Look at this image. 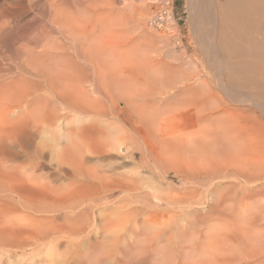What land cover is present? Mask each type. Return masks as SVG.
I'll return each instance as SVG.
<instances>
[{
  "label": "bare ground",
  "instance_id": "6f19581e",
  "mask_svg": "<svg viewBox=\"0 0 264 264\" xmlns=\"http://www.w3.org/2000/svg\"><path fill=\"white\" fill-rule=\"evenodd\" d=\"M220 2L221 0H186L187 9L190 16L191 30L194 37L198 41V44L201 45L202 51L204 52L207 60L206 64L208 65V67L202 68L203 66L198 64V62L190 60V57L188 59L183 58L185 56L181 58L182 56L181 54H183V52H181L180 55H177L178 53L175 54L174 51L172 53V55L173 54L174 55L173 56L171 55L172 61L174 63L165 64L164 65L165 68L163 72L161 71V69L160 70L158 69L161 66L163 68V65L155 66V68L157 67L156 69L159 71L158 72L159 74L158 75L156 74L158 77H154L155 74H153L151 70L155 72L157 71L156 69L155 71L151 67H150L151 69H148L149 65L147 66L146 63H143L142 61L139 60L137 61L138 63L135 61L134 63L132 61H129L128 60L129 57L128 55H126L127 52H125V55L127 57L122 58L121 56L122 59L127 58V62L129 61L132 63L129 62L127 63L124 60L127 64H129L128 65L129 67H126L125 69L124 68L125 64L123 67H121L122 63H124L123 61L122 63H120L121 70L119 72L122 71L121 73L124 72L126 74L131 73L130 75H133L134 73V75H137L138 83L139 81L141 82L142 78L147 77L148 75L154 77L156 82L154 81V78H152L154 82L151 81L152 79L150 78V76L149 78L151 80L150 79L148 80L153 82L154 84L157 83L156 84L157 88L158 86L160 88V89L157 88L155 89V86L152 85V87H154L155 90L152 92L155 93L156 90L157 91L160 90L159 93L156 92V94L158 93V96L156 98L153 97L154 94L152 96V98H154L152 101L154 102L156 101L155 102L156 107L158 106L157 109L158 110L163 108L164 110L170 109L171 113L172 112L177 113L175 112L176 110L172 111V109H177V110L179 109L178 111H180V109L181 110L183 109L182 110L183 122L181 121V119L180 120L178 119L177 115H170L171 113L168 112L167 110L166 112L170 114L168 113L166 114V112H164L163 110H162L163 112H159L158 110H156L157 112H155V110L154 112H152L153 111L152 105L154 104H150L152 107L148 106L149 108L145 106L146 111H144L145 109L143 107V103L145 102H143L142 99L146 98L149 95H146L145 89L143 90V93L140 94L141 96L138 95L139 93L136 94V91H131V88L127 83L128 82L127 77L130 76H125L124 78V74L120 73L121 76H123L124 78L119 82L122 85L121 89L120 90L117 89L115 91L113 90L114 93L112 94H109L110 92L108 93L109 90L108 89L106 92L104 91V94L106 93L105 95H102L103 93L100 92H99L100 94L98 95L97 91L100 90L97 91L95 90L96 91L95 93L94 92L95 87H94L93 92L99 96L98 98L101 99L100 97L102 95V97L107 98L105 100H108L109 106L111 104L110 109L112 111L111 110L108 111L109 108L106 109L108 105H105L107 104L106 103L107 101L105 102L100 100L102 102H105V104L103 103L107 111L105 112V116L115 115L116 119H120L122 113L125 114L126 119L125 118L124 119L131 127V132H127L125 129H122L123 132L126 131L125 133H121L120 131H118L117 129L118 127L116 128L117 130H112L114 127L110 129V127L112 126L110 127L108 126L109 125L107 124L109 123L108 120H106L107 122H105L106 125L104 124L102 125L106 127L108 126L107 128H109L110 130L105 127L107 129V132L108 130L109 131L112 130V132L109 134L106 132V130H103L105 129L104 127L102 129V125L100 126L101 127L100 128L98 124H96V122L100 120L98 119V117H96L99 111L96 113L98 109L97 110L94 109L93 106H96L98 103L95 105V102L99 100H97L98 98H96L97 97L96 95H94L95 98H93V96L90 94L91 90L90 91L87 90L89 88L84 87L83 83L85 84L86 82L88 83L90 81L88 85L91 86L89 87L92 88L93 86L97 87V85L100 83L103 72H101V68L99 71V67L95 66L96 64L92 62L94 59L91 60V57L88 60L87 57L85 58L79 56L81 57V59L82 58L85 59H83L84 63L78 61L76 55L78 56L79 53L78 54L75 53L76 55L72 54L71 52H75V51L69 48L70 46H72L70 45L71 42L69 43L70 45L69 47L68 44L63 45L61 43V42L65 43V41L67 40L68 41L73 40L74 38V37L72 38L71 34L74 35L75 33H72L73 32L72 31L70 34L67 31L68 28L73 25L78 26L77 23L76 24L70 23L71 20L72 22L74 20L72 19L73 18L72 14H70L72 16L71 17L70 15H66L69 13H64L62 11L61 12L59 11L60 14L64 13V15L63 14L59 15L57 11L59 10L57 9L59 6L57 4L56 6L58 7L56 8L57 10L55 11L58 13L59 16H66V18L63 17L64 19H61V17L56 16V14L54 13H53L54 15H48L49 17L53 16V18H50L51 19L50 22L53 25L57 26V29L63 34L61 35L67 39V40L63 39L64 41L61 42H59L54 32H52V34H54L53 37L51 36L52 35L51 30L50 32H48L51 26L47 23H46L47 26L48 25L50 26L48 27L47 31L44 28L43 30L39 28L40 31L45 30L47 32V36L43 32L36 33L35 35L33 34V36H31L29 35L27 29H25L27 31L25 30L24 31L26 33L28 32V35L27 34L24 35L25 33L22 35L18 34V32L14 30L15 26L14 27L12 26L14 28L13 29L12 27H10V25H8L10 23L9 18H8L9 21H7L6 19L8 23H5L6 21L5 22L1 21L3 23L0 22L1 23L0 48L4 47L7 49L5 50V52L7 53L0 51V62H1L0 63V93L2 94V92L4 93L5 91L8 93V95L7 94L6 95L9 97L11 91L9 94L8 90L13 91L17 87L18 92L19 90H21L20 92L23 94H27V95L33 94V96L35 95V97H37L36 103L37 104L39 103L38 106H41V108L38 107L40 108L39 110L38 109L36 110L40 111L41 109H44L43 111L41 110L42 112L40 111L41 113L40 115H38L39 120L37 121V123L39 124L46 123L48 126L49 122H53V124H56L58 122L61 123V121H63L62 120L63 117L60 115V113L62 112L61 110L65 111V109L67 110L73 109L77 113L76 116H71V118L73 117L72 121L75 123L73 125L74 126L77 125L76 127L77 129L73 128L72 125L68 124L69 119L67 118L66 120L68 121H65L66 127L62 126L64 127L63 129L65 128L66 129L63 132L61 131L62 130L61 129L59 131L60 133L59 134L57 133L58 136H56L58 138L60 137L62 143L56 140H55L56 143H54L53 142L54 139H49L50 141H48L49 143L51 141L52 143H54L53 145L50 143V145L53 146L52 149L51 148L50 149L52 151L51 154H53L51 156L52 157L51 160L53 159L55 163L57 162L56 169L58 175L55 181H59L63 183L66 181V179H69L70 182L69 183L67 182L69 185H67L68 187H66V189H64L65 188L64 186L63 187L58 186V188L52 186L53 185L52 182H50V180L48 179L49 177L51 179L53 174L51 175L48 174L46 179L48 181L47 182L45 181L46 183H43L44 175L43 174H42L43 176L41 175L42 172L41 173L39 172L40 175L36 173L37 171H41L42 169L41 168L42 162H38V161L44 159L43 147L45 145L42 146L43 150L42 148L41 149L37 148L36 150H34V152L32 151L31 153L33 154L30 155L31 157L26 162L24 161L25 163L24 162L20 164L14 163V165H12L11 164L12 162L10 163L11 161L10 157L5 156L4 154V146L2 144L4 139L0 138V251L3 253L1 255L7 258V264H13L12 259L15 260L17 258L18 260V257L14 258V256H18V253L20 252L26 253V251L31 248L32 250L33 249L35 250V248H37L36 250H38L39 247L41 249L45 244L44 243L45 241L46 243L48 242L47 244H51V245L55 243L56 244L61 243V241L63 244V241H66L67 243L70 242L69 244L70 246L71 240H72V244H75L74 243L75 240H76L75 242L79 246L84 244V246H80V247H83V251H86L87 249L88 252L86 251L87 253L85 252L86 253L85 255L88 256V253L90 257L93 253L97 255V256L95 255L96 257L95 259L88 258L91 261L86 264H150L149 262L150 258L153 257L152 259H154L155 256L152 253H151L152 257L150 255V251L154 247L153 246L154 244L152 245V243H155L154 241L157 242L159 239L161 240V237L164 238L166 236L165 230L163 229L168 227L172 222L167 224L168 226H166L164 223L166 227L164 226L162 227L163 225L162 224L161 226H159L161 228H158V226H156V223L155 225L153 224L151 225L150 223H148L152 227L156 226L157 227L156 230L159 229L160 231V229L163 228L162 229L163 231L157 233V231L155 230L156 233L155 232L154 233L151 232L150 234L146 233L147 235L146 237L143 234L144 239H141L142 237L139 238L138 241L142 240L140 242L141 244H143L144 242L148 243V245L144 244L146 248L145 249L143 248L144 249L142 250L143 253L140 252V256H139V253H137L135 249L136 250L140 249L139 248L140 246L137 248L134 246L138 244L137 243L138 241H136L135 239L137 238L135 234L137 231L134 232L136 230L134 226L136 225H134L133 227L131 226L130 227L131 229H128L129 227L126 226H128L129 224L131 225L132 222L126 225L127 223L126 221H124V223H126L125 226L123 225V221L117 220V222H122V224L120 225L117 222H114V220H112L111 222V219L109 220L108 215L105 216L106 214L105 215L104 214L101 215V214L104 210H106L104 208H106V206L109 204L110 205L113 204L114 207L116 208H118L117 206H119L117 204H120V207L121 206L128 207L129 204L126 205L127 202L126 201L123 202L124 195L128 193L130 194V192L132 191L136 192V190L140 187L142 188V186L138 187L137 185L139 179L142 177H143V181L145 182L144 179L146 178V176H143V174L144 175H146L147 173L154 174L153 172L154 171L156 172L157 168L159 167H162L165 170H171L172 172H175L176 175L180 174L183 177V179L188 183L191 182L196 186L198 185L199 187L205 188L204 192L206 193L203 195L204 197L206 195V199H204L203 202V198H202L203 203H201V199H198V201L200 200L199 203L203 204L204 206L207 205L206 208L207 211L205 213L206 215L208 213V216H206L207 218L206 221L209 223L208 225H206L207 222L205 221L206 223L205 226H207V228L209 229H208V233L207 230L206 233H203L205 235L207 234V236L205 237V239H207L205 240L206 242H202V241L198 242L194 238L195 235L197 236V234H195L196 232H194L193 234L194 230L193 231L191 230L192 232L191 234L188 233L189 236L185 235L187 236V238L192 237L191 239L190 238L187 239L185 237L186 242L188 241L190 247H188L185 240L181 238L182 240H184L183 242L186 243L185 245L190 250L187 251L186 247L184 249L185 251H187V253L185 252L184 253L188 255L186 256L188 258L186 259L185 262H181L184 261L183 257H185L182 255L183 253H181L182 258L180 255V259H183L181 261L178 258H174V260L169 263V259L168 258L165 259L164 256L166 255L163 254L161 258L160 257L157 258L160 261L156 260L158 261V263H156V261L154 260L155 261L154 263L156 264H264V15L261 14V10H264V4L261 0H257V2L252 6L246 5L245 8L241 9L243 6L242 4H240L241 2L238 0H225V3L223 5H221ZM53 8H55V5ZM69 16H70V20L67 18ZM0 17L3 18L4 16L3 17L0 16ZM76 19L78 18L75 17V21ZM48 20L49 19H47L46 22ZM70 24L73 25L70 26ZM36 26L37 25H35V27ZM55 26H53V28H55ZM75 26H73L72 28L76 29ZM18 27H20V25ZM79 28L81 29V27ZM35 32H39V31L37 30ZM30 34H31V29H30ZM54 36L58 41H55ZM44 38L46 39V43L43 42ZM52 38H54V40ZM62 38L59 39L61 40ZM178 40L179 41H177L176 44L180 45V39ZM68 41L66 43H68ZM83 41H84L83 39L81 42L79 40L80 43H82ZM57 42L61 43L62 45L60 44L61 45L60 46ZM40 43L43 45H41ZM76 44H77L76 46L79 45V43ZM82 44L84 45V43ZM84 46H86V44ZM78 48H80V46H78L77 49ZM80 49L79 50L83 52V50L87 49V47H85L84 49L83 48ZM173 49L171 50V52L173 51ZM102 50L104 49H101V51ZM84 52L85 54L86 53L89 54L88 49L87 52L86 51ZM125 55L123 54V56ZM87 56L89 57L90 55ZM113 56H117V55H113ZM4 61L14 62L13 64L15 66L10 67L11 65L10 66L8 65L9 66L8 68L5 65L2 66ZM99 63L100 60H98L97 64ZM122 68H124L125 70L123 71ZM207 68L212 70V72L214 73V76H211L213 78L208 77L207 79L205 78V76H203L204 73L203 69H207ZM9 75H11V77L13 75L12 78L13 80L10 79L11 81L5 82L3 79L4 76L5 78H9ZM76 81H78V83L82 82L80 83L81 84L80 87L79 85L78 87H76L77 83H74ZM91 81H94L95 84L93 82L91 84ZM143 82H145V80L142 81V84ZM18 83L23 84L24 86L19 85ZM73 83L76 85L73 86ZM146 84L147 83H144V85ZM141 85H140V89L141 87H144ZM99 86L100 85H98L97 87L98 89L100 88ZM146 87H148V85L145 86V88ZM152 87L151 89H153ZM15 92L18 93L17 91H13L12 96H14ZM75 93H78V95L82 94V96L81 97L78 96V98H74L76 97V96L73 97V95H76ZM47 95L53 96L55 99L50 100L49 98H53V97L48 98ZM222 95H224V97ZM4 96L5 95H3V97ZM137 96H139V98H142L141 99L142 101H140V103L138 101ZM8 97L6 101H8ZM25 97L24 100L26 104V98L28 99V97L26 98ZM91 97L94 99V101L90 99ZM3 99L5 100L6 97H4ZM37 99H39L38 102ZM149 101L151 102V99H149ZM102 102H100L99 104H101ZM146 102L148 101L146 100ZM9 103H11L10 100ZM9 103L8 105H10ZM117 103H119L118 106L120 107L117 106ZM1 104H3L2 101H0V105ZM25 104L19 103L21 107L22 105L24 106ZM37 104H35L36 108H37ZM15 106L18 107L17 104ZM26 106L28 107L27 104ZM97 106L96 108H98ZM56 107L60 109L58 110L61 111L60 113L57 112V110H54L56 109ZM101 107L103 106L99 105L100 109ZM25 108L26 107L24 106V109ZM19 109L21 110L23 108L19 107L18 110ZM24 109L22 110V112L24 111ZM91 109H93V111ZM121 109H126V111L123 112ZM147 109H149L148 112ZM101 110L104 111L103 108ZM25 111L26 113H28L27 114L28 116H30L31 113H33L34 115V112H31L32 109L30 111L28 108V110ZM25 111L23 112L24 114H26ZM27 111H30L31 113ZM69 112L71 111L69 110ZM21 114L19 115V118ZM99 114L98 116L100 117V115L102 114L100 115ZM91 115H93V117ZM27 117H24V119ZM19 118L16 119L19 120ZM28 119L27 120L29 123L30 118ZM10 120H8V122ZM100 121H102V119ZM8 122L6 121L5 124H2V127L3 125H5L7 127L5 129L7 130L8 127H10L9 125H6L8 124ZM11 122L9 124H12ZM23 122H26V120L25 121L23 120ZM37 123L36 124L34 123V125H36L39 130L41 126L38 127L39 124ZM117 123L115 122V125ZM32 124L28 125L27 122L26 124L22 123L21 126L24 128H21L19 130V133L22 134V132L25 133V131L28 133L33 132L32 129L30 128V125ZM122 124H120V126ZM34 125H32V127ZM68 125L72 126L71 127L72 129L70 128V130H67V128L69 127ZM56 126L54 127L51 126L52 128L49 127V129L54 128L55 130L56 128H59ZM19 127L20 126H18V128ZM125 127L127 128V125ZM2 129L3 128H0V137H2V135H5L7 139L8 131ZM41 130L43 131V128H41L38 132L43 133L44 131L41 132ZM119 130H121V128ZM51 131H49L50 134ZM55 131L58 130L56 129ZM105 132L107 133L108 136L106 135ZM45 134H44V139L46 138V140H48V138H50L49 137L50 134L48 133L49 134V136H47L48 138L45 137ZM72 136L85 138L84 140H86V142H83L82 144L77 140L75 141L76 138L74 139V141H72L71 138ZM36 137L40 138L39 136ZM39 143H37V145H41L40 141ZM111 150L118 152V154L119 153L123 154L126 160L125 164L123 163L124 161L121 163H119L120 161H117L115 162L119 166V167L117 166L118 167L117 168L116 166L114 167L113 165L114 163L111 164L112 162L108 161L111 162L109 163L108 166L103 165V161L105 162L104 157L106 153ZM24 154L26 153L24 152ZM109 157L107 158L106 156L107 159H109ZM112 158L113 157L111 156V159ZM114 160L115 157L112 159V161ZM51 162L50 163L47 162V163L51 165ZM48 164L45 166H48ZM103 168L105 169L103 170ZM27 169L28 170L30 169L32 172L30 174L29 171L26 173ZM160 171L161 169H159V172ZM25 173L28 174L29 177L25 176L26 175ZM164 173L166 174V172ZM36 174L38 175L36 176ZM61 179L63 182L60 181ZM222 181H224V183H227V185H224ZM147 183L145 182V186L143 187H146ZM188 183L186 184L188 185ZM27 185L28 187L31 186L34 189V191L35 190L37 191L36 193L32 192L33 190L32 189L31 190L32 194H30L28 191L26 192V194L29 193L30 195H33L34 193L35 196H33V198H29L30 197L29 194L27 195L28 197L25 196L26 195L24 194L25 191L22 190V189H26V187L23 186H27ZM148 187H150L149 190L152 188L150 185L148 186L147 184V189ZM192 188L193 187H190V189ZM188 192L191 193V191ZM2 193L4 195L1 197ZM145 194H147V192ZM130 195H133L132 197L134 199L137 196V194L136 196L134 194H130ZM201 195L199 193L198 197H200ZM141 196L139 198V202ZM184 196L181 199L182 203L184 202L185 204H188V202H191L192 198L193 200H195L194 193L192 195L193 197L189 198L191 199L190 201L187 198L189 195H187L186 197ZM210 196H212L211 200H210ZM126 198L130 199L129 197ZM185 198L188 201L187 203L185 202L186 201ZM147 199L148 198L146 197V200H142V201L148 202L149 200ZM129 201L132 200L130 199ZM198 201H194L195 205L197 204ZM132 203L133 201L131 202L129 208H131ZM134 204L135 207L137 208L136 206L137 204L136 203ZM188 205H190V203ZM192 205L193 204H191L190 206ZM143 206L144 204L142 205V211H144L143 208H145V206L144 207ZM184 206L187 207L186 205ZM198 206L196 208H199ZM124 208H122V210ZM140 208L141 207H139V209ZM111 209L112 208H110V210ZM113 209L111 210L112 213H113ZM146 209H149V207ZM188 210L191 209L189 208ZM111 211H109V213H111ZM116 211L118 212V209H116ZM116 211L114 210L113 213L114 215ZM123 211L128 212V210H123ZM147 211L145 212L147 213ZM197 211L200 210L198 209ZM126 212L124 214H126V218H128L127 216H129L130 214L127 215ZM131 212L129 211V213ZM20 213L21 214L23 213L24 216L22 215L21 217L18 216ZM133 213H139V212L138 211L134 212L133 210ZM117 215L119 216V214ZM136 215L137 214L134 215L132 214V216H134V219L137 220L139 216L136 218L135 217ZM141 215L140 217L142 216L144 217V215L142 216ZM185 215L186 214H184V217ZM204 215L203 218H199V220L206 219ZM104 216L107 217L108 219L106 218L104 220L103 219ZM153 216L151 218H153ZM191 216L194 217V214H191ZM195 216H200V215L197 214V212H195ZM99 217H102V219H100ZM130 217L131 216H129V218ZM188 217L186 219H189ZM129 218L125 220L128 221ZM151 218H149V220ZM194 219L195 218L190 220V222H193ZM140 220L138 221L139 224L138 222H136L135 224L141 225L140 223H142V221L140 222ZM182 222L180 223L182 224ZM197 222L198 220L196 221L195 224L199 223ZM202 222L204 223V220L201 221V223ZM180 223H178V226H182L179 225ZM210 223L213 224L210 225ZM148 224L146 223V225ZM202 225L200 226L201 228ZM193 226L194 225H192V227ZM200 227L198 224L199 232L201 230L199 229ZM137 228L139 227L137 226ZM140 228L145 229L142 228L141 226ZM196 228L193 227V229ZM149 229L147 230L149 231ZM153 229L154 227L152 228V231ZM182 229L184 231V227ZM182 229H179L180 231L179 233H181ZM123 230L130 234V235L128 234L129 236L127 237H129V239L132 240V241L125 240L126 241L125 248H123V246L121 245V240L125 239L124 238L125 232L122 233L123 238L122 235H120L121 231ZM170 230L173 231L172 227ZM175 231L176 230H174V232ZM174 232H170V234L171 233L173 234ZM139 234L142 233L140 232ZM168 236L170 237L169 234L167 235V237ZM127 237L126 239H128ZM167 237H165L164 239L166 240ZM170 238L172 239V235ZM203 238L204 237H202V240ZM168 239L169 238H167L166 240L167 242L163 240L162 245L160 244L161 241L160 243L158 241L161 249L166 246L163 245L164 242L165 243L169 242ZM175 239H177V237ZM48 240L52 241L53 244ZM125 241L123 240L124 244ZM183 242L182 244H184ZM140 243L138 245H140ZM56 244L52 247L54 248ZM182 244L180 243V245ZM176 245L180 246L178 243ZM46 246H48L49 248L51 247L49 245ZM57 246L60 247L61 245L57 244ZM157 246L159 245H157L156 243V247ZM59 247L56 248L55 251H57ZM174 247L175 246H173L172 249L169 247V251L170 249L173 251ZM53 248L50 249L53 250ZM76 248H77L76 250H78V246ZM177 248L175 250L176 252L178 249H180ZM155 249H153V252H156L159 248L157 250ZM96 250H98L99 253H96L97 252ZM33 251L31 252L33 253ZM188 252L190 254H188ZM168 253L169 252H166L165 254L168 255ZM159 254L158 255L156 254V256L161 255ZM85 255L82 254V256ZM174 256L175 254L172 255V257ZM125 257L127 258V260ZM3 259L4 258H1L0 260ZM84 260H87V258L86 259L84 258ZM84 260L80 262H83V264H85ZM152 261L151 264H153ZM31 262L34 263V261ZM73 264H75V262Z\"/></svg>",
  "mask_w": 264,
  "mask_h": 264
},
{
  "label": "rangeland",
  "instance_id": "374dc122",
  "mask_svg": "<svg viewBox=\"0 0 264 264\" xmlns=\"http://www.w3.org/2000/svg\"><path fill=\"white\" fill-rule=\"evenodd\" d=\"M238 1H240L241 3L240 4H242V8L241 9H243V8H245V6L246 5H253V4H255L256 2H257V0H238ZM262 2H263V4H264V0H261ZM50 3V4H49ZM53 3V4H52ZM55 3V4H54ZM221 5H223L224 3H225V0H221ZM58 4V6H56ZM54 5H55V8H53L54 7ZM51 6V7H50ZM53 6V7H52ZM174 6H175V10H176V19H175V21H174V23H172V25H170V27L168 28V29H164V30H157V29H154V28H152L150 25H149V21H150V19H151V17H152V14H153V10H152V6L151 5H148V3L146 2V1H144V0H0V16H4L3 18H1L0 19V22L1 21H6V19H7V21H9L10 23L8 24V25H10V27H12L16 32H18V34H24V35H28V32H29V35H31V36H33V34L35 35L36 33H45L46 34V36H47V30H48V27H50L49 28V31L48 32H50V30H51V34H52V32H54V34H55V36L58 38V40H59V42H61V41H64V40H67L66 38H64L62 35V32H60L58 29H57V26H55V25H53L50 21H51V19L50 18H53V16H48V15H54V14H56V16H59V15H64V13H69V14H66V15H70V14H72V16H73V18L72 19H74L73 20V22H72V20L70 21V23H77L78 24V26H75V25H73V24H70V26L71 25H73V26H75L76 27V29L75 28H72L73 26H71V27H69L68 28V33H70L71 34V32L72 33H75L74 35H76V36H74V35H72L71 34V36H72V38H73V40H67L68 41V43H66L67 41H65V43L64 42H61L63 45L64 44H68V47L70 46V45H72V46H70L69 48L71 49V50H73V51H75V52H71V50H70V52L72 53V54H78V56L76 55V58H77V60L78 61H80L81 63H84V60L83 59H85L86 57L88 58V60H89V58L91 57V60H93L92 62H94L96 65V67H99V71H100V68H101V72H103L102 74V77H101V80H100V83L98 84V85H100L99 87V89L97 88L98 87V85H97V82H96V85H97V87L96 86H93V88L92 87H89V86H91V85H88V83H90V81L87 83H83V85H84V87H86V88H89V89H87V90H91L90 91V94L93 96V98H95V96L94 95H96L97 97L96 98H98L99 96V94L100 93H103L102 95H105L104 94V91L106 92L108 89V93L109 94H112V93H114L113 92V90L115 91V90H120L121 89V84L119 83L122 79H124L125 78V76H130V77H127V83H128V85H129V87L131 88V91H136V94H138V95H140L141 93H143V90L145 89L146 90V95H149V96H147L146 98H144V99H142V98H139V96H137L138 97V101H139V103H140V101H142L143 100V102H145V103H143V107H144V111H146V108H145V106H151L150 104H154V105H152L153 106V111L152 112H154V110H155V112H157L156 110H158L157 109V107H156V104H155V102L154 101H152L154 98H152V96H153V94H154V96L153 97H157L158 96V93H159V91H157L156 90V92H158L157 94H156V92L154 93V92H152V91H155L154 90V87H152V85L153 86H155V89L157 88V86H156V84L157 83H153L154 81H155V78L154 77H158L157 75L159 74L158 72V70L155 68V66H161V65H163V68H162V66L161 67H159L158 69L160 70L161 69V71L163 72L164 71V65L165 64H167V63H174L173 61H172V56L174 55H172V53L174 52L175 54L176 53H178L177 55H180L181 54V52H183V54H181L182 56H181V58L183 57V56H185V57H183V58H186V59H188L189 57H190V60H193V61H195V62H198V64H200L201 66H203L202 68H204V67H208V65L206 64L207 63V60H206V57H205V54H204V52L202 51V48H201V45L200 44H198V41L196 40V38L194 37V35H193V33H192V30H191V22H190V16H189V12H188V9H187V3H186V0H174ZM58 7V8H57ZM64 7V8H63ZM51 8V9H50ZM59 9V10H57V9ZM55 10H57L58 11V13H59V15H58V13L55 11ZM50 11V12H49ZM52 11V12H51ZM62 11V12H64V13H61L60 14V12ZM56 12V13H55ZM49 13H51V14H49ZM54 13V14H53ZM261 14H263L264 15V10H261ZM71 16V15H70ZM70 16L69 17H67L69 20H70ZM71 16V17H72ZM59 17H61V19H64V18H66V16H59ZM64 17V18H63ZM75 17L76 18H78V19H76V21H75ZM8 18H9V20H8ZM47 19H49L47 22H46V20ZM80 20V21H79ZM5 22V23H8V22ZM15 22V23H13V22ZM38 21V22H37ZM79 21V22H78ZM49 22V23H48ZM1 23H3V22H1ZM0 23V24H1ZM16 23H17V25H16ZM18 23H19V25H20V27H18L19 25H18ZM49 24L48 26H47V24ZM12 24V25H11ZM14 24V25H13ZM52 24V25H51ZM25 27H24V26ZM35 25H37L36 27H35ZM41 25V26H40ZM44 25H46V26H44ZM17 26V27H16ZM23 26V27H22ZM40 26V27H39ZM44 26V27H43ZM53 26H55V28H53ZM22 27V28H21ZM32 27H34V28H32ZM79 27H81V29L79 28ZM17 28H19V29H17ZM21 28V29H20ZM24 28V29H23ZM31 29V34H30V29ZM39 31V32H35V31H37L36 29ZM39 28L40 29H42L43 30V28L46 30H44V31H40L39 30ZM25 29H27L28 30V32L26 33L25 31H27V30H25ZM18 30V31H17ZM25 30V31H24ZM35 30V31H34ZM58 30V31H57ZM21 31V32H20ZM34 31V32H33ZM23 32V33H22ZM56 32H57V34H56ZM60 32V33H59ZM44 34V35H45ZM54 34H52L51 36L53 37V35ZM62 34V35H61ZM43 35V36H44ZM45 36V37H46ZM54 36V38H55V41H58L57 39H56V37ZM63 37V38H62ZM66 37V36H65ZM54 38H52L53 40H54ZM59 38H62L61 40L59 39ZM47 39H50V38H47ZM64 39V40H63ZM80 40V42L82 41V39L84 40L82 43H84V45L86 44V46H84L82 43H80L79 42V40ZM178 39H180V45H177L176 43H177V41H179ZM76 40V41H75ZM85 40H87V41H85ZM43 42H45L46 43V39L44 38L43 39ZM43 42H41V43H43ZM59 42H57L59 45L61 44V43H59ZM71 42V44L69 45V43ZM86 42V43H85ZM99 42V43H98ZM40 43V44H41ZM45 43H43V44H45ZM76 43H79V45L78 46H80V48H85V47H87V49H88V52H89V54L88 53H86L85 54V52L84 51H86L87 52V49H84L83 50V52H81L80 50H82V49H80V48H78L77 49V47L78 46H76L77 44ZM43 44H41V45H43ZM61 44V45H62ZM75 44V45H74ZM60 45V46H61ZM84 47H83V46ZM82 46V47H81ZM100 46V47H99ZM74 47H75V49H74ZM135 47V48H134ZM2 48V49H1ZM0 48V51L1 52H4V53H7V52H5V50H7L6 48H4V47H1ZM175 50H174V49ZM178 48V49H177ZM180 48V49H179ZM80 49V50H79ZM101 49H104V50H102L101 51ZM131 49H133V50H131ZM144 51H143V50ZM173 49V51L171 52V50ZM40 50V49H39ZM76 50H77V52H76ZM181 50V51H180ZM141 51V52H140ZM177 51V52H176ZM185 51V52H184ZM81 52V53H80ZM122 52H123V54L125 55V52H127V54L126 55H128V57H129V61H132L133 63H134V61L135 62H137L138 60L139 61H142L143 63H146V65L149 67H147L148 69H153L154 71H155V69L157 70V71H155V72H153L152 70H151V72L153 73V74H157L156 76L154 75V77H152L151 75H148L147 77H144V78H142L143 80H145V82H143V84H142V79H141V82L139 81V83L137 82L138 80H137V75H134V73H133V75H130L131 73H128V74H126V73H121V72H119L121 69V67H123L124 66V64H125V66H124V68L126 69V67H129L128 65L129 64H127L128 62H127V58H124V59H122L123 57H127L126 55L125 56H123V54H122ZM132 52H134V53H132ZM118 53V54H117ZM131 53V54H130ZM139 53H141V54H139ZM170 53V54H169ZM203 53V54H202ZM74 55V56H75ZM87 55H90L89 57L87 56ZM113 55H117V56H113ZM119 55V56H118ZM132 55H133V57H132ZM172 55V56H171ZM79 56H81V57H85V58H82L81 59V57H79ZM107 56V57H106ZM121 56H122V58H121ZM114 57V58H113ZM79 58V59H78ZM118 58H120V59H118ZM165 58V59H164ZM83 61H81V60ZM109 59V60H108ZM122 59V60H121ZM98 60H100V63H101V65H100V63L99 64H97V62H98ZM113 60V61H112ZM127 62H125V61ZM97 61V62H96ZM124 61V63H122ZM132 62H129V63H132ZM1 63V62H0ZM7 63V64H6ZM14 62H10V61H4L3 62V64H2V66H6L7 68L10 66V67H13V66H15L14 64H13ZM120 63H122V66L120 65ZM138 63V62H137ZM103 64V65H102ZM9 65V66H8ZM98 65H100V66H98ZM127 65V66H126ZM103 66V67H102ZM121 66V67H120ZM151 67V68H150ZM4 68V67H3ZM124 68H122L123 69V71L125 70ZM163 69V70H162ZM204 70V73H203V76H205V78H207L208 79V77H211V76H214V73L212 72V70H210L209 68H207V69H203ZM106 71V72H105ZM212 72V73H211ZM76 73V72H75ZM124 74V78H123V76H121V74ZM208 73V74H207ZM210 73V74H209ZM152 74V75H153ZM15 76V75H14ZM132 76V77H131ZM134 76V77H133ZM149 76H150V78L152 79V78H154V81H153V79L151 80L150 78H149ZM160 76V75H159ZM11 77V75H9V78H5V76H4V81L5 82H7V81H11V80H13L12 78H13V75H12V77ZM211 78H213V77H211ZM7 79V80H6ZM11 79V80H10ZM147 79V80H146ZM148 79H150L151 81H153V82H151V81H149ZM210 79V78H209ZM212 80V79H211ZM148 81V82H147ZM92 82L94 83V81H91V84H92ZM156 82V81H155ZM74 83H77V86L76 87H78V85H79V87H80V83H82V82H79L78 83V81H76V82H74ZM73 83V86H75L76 84H74ZM144 83H147L146 85H144ZM151 83H153V84H151ZM19 85H22V86H24L23 84H20V83H18ZM95 84V83H94ZM142 84V85H141ZM120 85V86H119ZM140 85L141 86H144V87H141V89H140ZM148 85V87H149V85H150V87L148 88V87H146L145 88V86H147ZM20 87V86H19ZM75 87V88H76ZM94 87H95V89H94ZM137 87V88H136ZM151 87L153 88V89H151ZM85 88V89H86ZM147 88H148V91H147ZM93 89H94V92L96 93V91L97 90H100V91H97V94H95L94 92H93ZM111 89H112V91H111ZM151 91H150V90ZM157 89H160L159 88V86H158V88ZM74 90V89H73ZM96 90V91H95ZM142 90V91H141ZM9 91V94H10V91H11V98H10V95H9V97L7 96L8 95V93L7 92H5L4 91V93L2 92V94L0 93V99H2V100H0V101H2V103L3 104H1L0 105V120H1V125H0V128H3L2 130H7V129H5V128H7L5 125H3V127H2V124H5V122L7 121L8 122V120H12V122H11V120L8 122V124H6V125H9L10 127H8V133H7V136H8V138H9V136H10V138L8 139H6V137H5V135H2V137H0V138H2V139H4V141H3V146H4V154H5V156H9L10 157V163L12 164V165H14V163H18V164H20V163H22V162H26L31 156L30 155H32L33 153H31L32 151L34 152V150H36L37 148H39V149H41L42 148V146H44L43 148H44V151L46 152H44L43 151V155H44V159H46V160H44V159H42V160H39L38 162H42L41 164V171H37L36 173H38L39 174V172L41 173V175L43 174L44 175V177H43V180H44V182L43 183H46L48 180H50V182H52V186H54L55 188H58V186H64L65 188L64 189H66V187H68L67 185H69L68 183L70 182V180L69 179H66V181L65 182H63L62 181V179H65V178H62L60 181H62L63 183H64V185H63V183H61V182H59V181H55L56 180V177H57V175H58V172H57V169H56V163L54 162V160L52 159L51 160V156L53 155V154H51L52 153V151H51V149H52V145L54 144V143H56V141H59V142H61L62 143V140L60 139V137L58 138V137H56V136H58L57 135V133L59 134L60 132V130L63 132L65 129H63L64 127H66L65 126V121H68V120H66L67 118L69 119V121H68V124L69 125H72L73 126V128H76L77 127V125H73V124H75L73 121H72V118H71V116H76L77 115V113L73 110V109H65V111H63V110H61V111H58V110H60V109H58L57 107H56V109H54V110H57V112H61L60 113V115L63 117V121H61V123L60 122H58V123H56V124H53V122H49L48 123V126H47V124L46 123H44V124H42V123H37V121L39 120V116L38 115H40V113L44 110V109H41L40 111H37L36 109H40L41 108V106H38V104L36 103V98L37 97H35V95L33 96V94H31V95H27V94H23V93H21L20 91L21 90H19V92H18V89H17V87L15 88V90H13V91H17L18 93H16V95H15V93H14V96H12V93H13V91L12 90H8ZM102 91V92H101ZM141 91V92H140ZM94 93V94H92V93ZM100 92V93H99ZM147 92H148V94H147ZM107 93V94H108ZM7 94V95H6ZM76 95H73V97L74 96H76V97H74V98H78V96L79 97H81L82 96V94H80V95H78V93H75ZM152 94V95H151ZM156 94V95H155ZM3 95H5L4 97H6V99L4 100L3 98ZM102 95H101V99H97V100H99V101H97L96 99V101L97 102H95V105L98 103H100V102H102V101H107L106 103L107 104H105V102H102L101 104H105V105H108V107L106 108V107H104L105 105L103 104V105H101V104H99L100 106H103V107H101V109L103 108V110L104 111H102L100 108H99V105L97 106L98 108H96V106H93L94 107V109H98L97 111H96V113H97V115H96V117H98V119H102V121H100V120H98V122L100 123H98V122H96V124H98V126L100 127L102 124H104V125H106V123L105 122H107L106 120H108V122L109 123H107V124H109L108 126L110 127V126H112V127H110V129H112L113 127V129L112 130H117L118 129V131H120L121 133H125L126 131L127 132H131V127H130V125L126 122V117H125V114L124 113H122V116L120 117V119L122 120H120V119H116L115 118V115H110V116H105V112H107L106 111V109H108V111H110L111 109H110V107H111V104H110V106H109V102H108V100H105V99H107L106 97L104 98V97H102ZM221 95V94H220ZM19 96V97H18ZM23 96V97H22ZM28 97V99L26 98V97ZM48 96V98L49 97H53V96H49V95H47ZM141 96V95H140ZM223 97H224V95H222ZM7 97H8V101H6L7 100ZM24 97L26 98V104L28 105V107L26 106V104H25V100H24ZM151 97V98H150ZM15 98V99H14ZM17 98V99H16ZM92 97L90 98V99H92V101H94V99H93ZM103 98V99H102ZM151 99V102L149 101V99ZM33 99V100H32ZM50 100H54L55 98L53 97V98H49ZM140 99V100H139ZM142 99V100H141ZM4 100V101H3ZM9 100L11 101V103H9ZM14 100V101H13ZM15 100H16V102H15ZM18 100V101H17ZM22 100V101H21ZM100 100H102V101H100ZM145 100V101H144ZM146 100L148 101V102H150V103H148V102H146ZM29 101H31V102H34V103H31V102H29ZM39 101V99H37V102ZM152 102H154V103H152ZM8 103L11 105H8ZM19 103L20 104H25L24 106L26 107L25 109H24V106L22 105V107H21V105H19ZM94 103V102H93ZM14 104V105H13ZM18 105V107H16L15 105ZM35 104H37V108H36V105ZM32 105V106H31ZM119 105V103H117V106ZM141 105H142V102H141ZM12 106H15V107H12ZM31 107V109H32V111H31V109H30V107ZM151 106V107H152ZM23 108L24 109V111L25 110H28V108H29V110L31 111V112H34V115H33V113H31L30 111H27V112H30L31 113V115L30 116H28L27 114L28 113H26V111H25V113L26 114H24L23 112H22V110L23 109H19L18 110V108ZM33 107V108H32ZM38 107H40V108H38ZM118 107H120V106H118ZM13 108V109H12ZM106 108V109H105ZM149 108V107H148ZM154 108H156V109H154ZM16 109V110H15ZM100 109V110H99ZM48 110H50V109H48ZM69 110L72 112H69ZM92 111H93V109H91ZM114 110V109H113ZM117 110V109H116ZM123 112H125L126 111V109H121ZM148 110L149 109H147V112H148ZM151 110V109H150ZM161 110V111H160ZM166 112V110L167 109H165L164 110V108L163 109H159L158 111L159 112ZM170 110V109H169ZM169 110H167L168 112H170L171 113V110L169 111ZM175 111V112H177V113H174V112H172L171 114L170 113H168V112H166V114L168 113V114H170V115H177L178 116V119L180 120L181 119V121L183 122V120H182V110L180 109V111H178L177 109H172V111ZM14 111V112H13ZM35 111H37L38 112V114H37V112H35ZM95 111V110H94ZM101 111V112H100ZM112 111V110H111ZM115 111V110H114ZM15 112H16V114L18 115H16L15 114ZM20 112V113H19ZM66 112V113H65ZM69 114H68V113ZM103 112H104V114H103ZM22 113V114H21ZM102 114V115H100V114ZM21 114V116H20V118H19V115ZM73 114H75V115H73ZM91 114V113H90ZM94 114V113H93ZM98 114L100 115V117L98 116ZM28 117H27V116ZM64 115V116H63ZM27 117V118H25L24 119V117ZM38 118H37V117ZM92 117H93V115H91ZM105 116V117H104ZM19 118V120L18 119H16V118ZM103 117V118H102ZM15 120H14V119ZM21 118H22V120H21ZM28 118H30V121H29V123H28ZM32 118H33V120H32ZM65 118V119H64ZM70 118H71V121H70ZM110 120H109V119ZM114 118V119H113ZM125 118V119H124ZM28 119V120H27ZM124 119V120H123ZM16 121V122H14V121ZM23 120L25 121L26 120V122H27V124L29 125V124H32V125H34V123L36 124H39V126L38 127H40L39 128V130L41 129V128H43V131L41 130V132H43V133H39L38 131V128H37V126L36 125H34L33 127H32V125H30V128L32 129V131L33 132H31V133H28V132H26L25 131V133H23L22 132V134L21 133H19V130L21 129V128H24V127H22L21 126V124L22 123H25L26 124V122H23ZM116 120V121H115ZM117 120H120V121H117ZM18 121H20V122H18ZM22 121V122H21ZM103 121H104V123H103ZM180 121V122H181ZM12 123V124H9V123ZM64 122V123H63ZM73 122V123H72ZM115 122L117 123L116 125H115ZM124 122V123H123ZM181 122V123H182ZM14 123H15V125H14ZM16 123H18V124H16ZM20 123V124H19ZM60 123V124H59ZM72 123V124H71ZM126 126L127 125V128H128V130H127V128L123 125V124ZM42 124V125H41ZM58 124H59V126H58ZM112 124V125H111ZM120 124H122L121 126H120ZM45 125V126H44ZM57 125V126H56ZM68 125V126H69ZM113 125H115V126H113ZM119 125V126H118ZM15 126V127H14ZM18 126H20L19 128H18ZM47 126V127H46ZM54 127V126H56V127H59V128H56L58 131H55L54 130V128L53 129H51L52 127ZM61 126V127H60ZM62 126H64V127H62ZM67 126V127H68ZM72 126H69L68 128H67V130H70V128L72 127ZM107 126V127H108ZM17 127V128H16ZM49 127H51L50 129H49ZM103 127L105 128L106 126H103L102 125V129H103ZM106 127V128H107ZM118 127V128H117ZM129 127H130V129H129ZM38 130H36V129ZM48 128V129H47ZM101 128V127H100ZM103 129V130H106V132H107V129H109V128H107V129ZM117 128V129H116ZM121 128V130H119ZM13 129V130H12ZM34 129H35V131H34ZM46 129V130H45ZM72 129V128H71ZM77 129V128H76ZM109 129V130H110ZM122 129H125L126 131H124L123 132V130ZM13 131V132H11V131ZM14 130H15V132H14ZM53 132H52V131ZM108 130V134L109 133H111L112 132V130L111 131H109ZM46 131V132H45ZM48 131V132H47ZM49 131H51V134H53V135H51L50 134V132ZM11 132V133H10ZM30 132V131H29ZM105 132V133H106ZM35 133H39L38 135L37 134H35ZM46 133V134H45ZM50 134V136H49V134ZM55 133V134H54ZM107 133H106V135H107ZM9 134V135H8ZM12 136H11V135ZM15 134V135H14ZM34 134V135H33ZM44 134H45V137H47V136H49L50 138H48V140H46V138L44 139ZM48 134V135H47ZM4 136V137H3ZM14 136V137H13ZM36 136H39L40 138H38V137H36ZM53 136H54V138H53ZM108 136V135H107ZM34 138V139H33ZM57 138H58V140H57ZM72 138V141H74V139H75V141L77 140V141H79L80 143H82L83 144V142H86V140H84L85 138H81V137H75V136H72L71 137ZM78 138V139H77ZM81 138V139H80ZM5 139H6V141H5ZM12 139V140H11ZM39 139V140H38ZM49 139H54L53 140V142L54 143H52V141L50 142L52 145H50V143L48 142V141H50ZM11 140V141H10ZM33 140H35L37 143H39V141L41 142V145H37V143L35 142V141H33ZM43 140H45V141H43ZM56 140V141H55ZM44 142V143H43ZM48 143V144H47ZM64 143V142H63ZM40 144V143H39ZM43 144V145H42ZM85 144V143H84ZM48 145H49V148H48ZM37 146H40V147H37ZM84 146V145H83ZM22 147V148H21ZM26 148V149H25ZM35 148V149H34ZM43 148H42V150H43ZM48 150H47V149ZM51 148V149H50ZM30 149V150H29ZM128 149V148H127ZM19 150V151H18ZM23 150V151H22ZM25 150V151H24ZM109 150V149H108ZM29 151H30V153H29ZM112 151V150H111ZM108 151L107 153H106V155H105V157H104V160H105V162L103 161V165H105V166H108L109 165V163H111V164H113L114 165V167L116 166H118V164L117 163H115V162H117V161H120L119 163H121V162H123L124 164H125V156H123V154H121V153H119L120 154V156H119V154H118V152H116V151ZM24 152L26 153V154H24ZM114 152H116V153H114ZM110 154V155H109ZM118 155V156H117ZM106 156H107V158L109 157V159H107L106 158ZM111 156L114 158L115 157V160L114 161H112V159H111ZM121 156H123V157H121ZM26 157V158H25ZM28 157V158H27ZM116 157H117V159H116ZM26 160H25V159ZM119 158H120V160H119ZM121 158H123V159H121ZM48 159H50V160H48ZM22 160V161H21ZM46 162H48V163H50L51 162V165L50 164H48L47 162L45 163L44 161ZM20 161V162H19ZM37 161V160H36ZM108 161H111V162H108ZM24 162V163H25ZM53 162H54V164H53ZM107 162V163H106ZM105 163V164H104ZM123 163H122V165H123ZM15 164V165H16ZM48 164V166H45V165H47ZM53 164V165H52ZM116 164V165H115ZM55 166V167H54ZM45 167V168H44ZM104 167V166H103ZM119 167V166H118ZM117 167V168H118ZM106 168V167H105ZM105 168H103V170L105 169ZM44 169V170H43ZM102 169V168H101ZM159 169H161V171L159 172ZM164 168H162V167H159V168H157V170H156V172L154 171L153 173L154 174H152V173H147L146 175H144L143 174V176H146V178L144 179L145 180V182L148 184V186L150 185L152 188L149 190V188L150 187H148V189H147V184H146V187H143V186H145V182L143 181V177L142 178H140L139 179V181H138V187H140V186H142V188L140 189V188H138L139 190H140V192L142 193V196H141V193L139 192V190H138V192H137V190H136V192H134V191H132V192H130V194H134L135 196H136V194H137V196L136 197H138V198H136L135 196V199L132 197L133 195H130L129 193L128 194H123L124 195V199H123V202H127L126 203V205H128L129 204V206H130V204H131V202L133 201V203H132V205H131V208H129V206L127 207V206H121L120 207V204H117V205H119V206H117V205H115V206H117L118 208H116V207H114V205L112 204V205H107L106 206V208H104V209H106V210H104L103 212H102V214L101 215H105V216H107L108 215V218H109V220L111 219V222H112V220H114V222H117V220H119V221H123V225H125L126 223V225H128L129 223H131V225L129 226H126V227H129L128 229H131L130 227L132 226H134V225H136V226H134L135 227V231L134 232H136L135 234H136V237L137 238H135L136 239V241H138L139 240V238H141V239H144V236L146 237L147 235H146V233H148V234H150L151 232L152 233H154L155 232V230H156V226H158V228H161V227H159V226H161L162 224V227L164 226V227H166V226H168L167 224H169L170 222H172L168 227H166V228H162L163 230H165V237H167V235L169 234L170 235V237H171V235H172V239L168 236L167 238H169L168 239V243H165V242H167L166 240H167V238H166V240L164 239V238H162L161 237V240L159 239L158 241H159V243H160V241H161V245H162V242H163V240H165V242L163 243V245H166L165 247L164 246H162V247H164V248H162L161 249V247H160V244L158 243V241L156 242V241H154L155 243H152V245L154 246L153 248H152V250L150 251V255H151V253L152 254H154L153 256H154V259H152L153 257H152V255H151V257L152 258H150V260H149V262H150V264H151V261H152V263L153 264H156V263H158V261H160V260H158L157 258L158 257H162L163 256V254L164 255H166V256H164L165 257V259L166 258H168L169 259V263L171 262V261H173L174 260V258H178L180 261L181 260H183L184 259V261H181V262H185L186 261V259L188 258V257H186V256H188L187 254H185V253H187V251L189 250V248L188 247H190V244L188 243V241L186 242V239H185V237L187 238V236H189L188 235V233L189 234H191L192 232H191V230L193 231V234H194V232H196L195 234H197V238L194 236V238L198 241V242H206L205 240H207V239H205V237L207 236V234L205 235V234H203V233H206V230H207V233H208V229L209 228H207V226H205V221L207 220V218H206V216H208V213H207V215H206V211H207V205H203V204H201V203H203L204 202V199H206V195H205V197H204V195L203 194H205L206 192H204L205 191V188L204 187H199L198 185L196 186V185H194L193 183H191V182H186L184 179H183V177L180 175V174H177L176 175V173L175 172H172L171 170H163ZM166 172V174L163 172ZM29 171V174L32 172L30 169L28 170L27 169V171H26V173ZM45 171V172H44ZM54 171V172H53ZM44 172V173H43ZM51 172V173H50ZM53 172V173H52ZM159 172V173H158ZM162 172V173H161ZM168 172V173H167ZM25 173V174H26ZM57 173V174H56ZM38 174H36V176L38 175ZM45 174H47V175H45ZM48 174L49 175H51V174H53L52 175V178L50 179V177H49V179L48 180H46L47 179V176H48ZM56 174V175H55ZM174 174H175V176H174ZM40 175V174H39ZM42 175V176H43ZM149 175H150V177H149ZM151 175H152V177H151ZM153 175H154V177H153ZM25 176H27V177H29V175L28 174H26ZM30 177H31V175H30ZM148 177V178H147ZM180 178V179H179ZM52 179H53V181H52ZM147 179V180H146ZM150 179H151V181H150ZM152 180H153V182H152ZM46 181V182H45ZM149 181H150V184H149ZM68 182V183H67ZM223 183H224V181H222ZM59 185H58V184ZM144 183V184H143ZM152 183V184H151ZM186 183H188V185L186 184ZM192 185H194V186H192ZM186 184V185H185ZM152 185H154V186H152ZM224 185H227V183H224ZM188 186V187H187ZM196 186V187H195ZM23 187H26V189H22L23 191H25L24 192V194H26V192L28 191L30 194H32V192H37L36 190L34 191V189L31 187V186H29L28 187V185L27 186H23ZM190 187H193L192 189H190ZM195 188H196V191H195ZM199 188V189H198ZM30 189V190H29ZM33 189V190H32ZM189 189V190H188ZM203 189V190H202ZM31 190H32V192H31ZM192 190H193V193H194V199L195 200H193V193H192ZM188 191H191V193L190 192H188ZM203 193H202V192ZM147 192V194H145V193ZM151 193V196H150V193ZM197 194H196V193ZM200 193V197H198L199 196V193ZM28 193V194H29ZM139 193V194H138ZM187 193V194H186ZM189 193V194H188ZM28 194H26L25 196H27ZM29 194V198H33V196H35L34 195V193H33V195H30ZM145 196H144V195ZM186 194V195H185ZM191 194V195H190ZM4 194L2 193L1 194V197L3 196ZM138 195H140L141 196V199H140V202H139V198H140V196H138ZM153 195V196H152ZM185 195V196H184ZM187 195H189L187 198L189 199L190 197L192 198V200L191 199H189V201L191 200V202H188L187 200H186V198H185V202L187 203L188 202V204L190 203V205L191 204H193L192 206H190V205H188V204H185L184 202L182 203V198H183V196L184 197H186ZM28 197V196H27ZM126 197H129L132 201H129L130 199H128V198H126ZM146 197L148 198L147 200H149L148 202L147 201H142V200H146ZM151 197V198H150ZM122 198H123V196H122ZM134 200H133V199ZM145 198V199H144ZM202 198H203V202H202ZM138 199V200H137ZM150 199H151V202H150ZM198 199H201V203H199V201H198ZM212 199V196H210V200ZM128 200V201H127ZM136 200V201H135ZM180 200V201H179ZM138 201V202H137ZM183 201H184V199H183ZM192 201H193V203H192ZM194 201H198L197 202V204L195 205V202ZM146 202V203H145ZM134 203H136L137 205V208L135 207V204ZM141 205H140V204ZM150 203V204H149ZM125 204V203H124ZM123 204V205H124ZM144 204V206H145V208H143L144 209V211H142V205ZM145 204H147V205H145ZM122 205V204H121ZM140 205V206H139ZM150 205V206H149ZM184 205H186L187 207H185ZM198 205H200V206H198ZM112 206V207H111ZM143 206V207H144ZM199 207V208H196V207ZM120 207V208H119ZM139 207H141L140 209H139ZM149 207V209H151V210H149V209H146V208H148ZM151 207V208H150ZM202 207V208H201ZM110 208H115V209H113V213H114V210L116 211V209H118V212L116 211V213H115V215L112 213V209L110 210ZM122 208H124L123 210H128V212H126L127 213V215H129V216H131V217H133V218H129V216H127L128 218H129V220L127 221V220H125V219H128V218H126V214H124L125 212L122 210ZM130 210H129V209ZM191 209V210H188V209ZM195 208V209H194ZM137 209V210H136ZM193 209V210H192ZM200 210V211H197V210ZM203 209H205V210H203ZM122 210V211H121ZM133 210H134V212L136 211H138L139 213H141L142 215H144V217L141 215V214H139V213H133ZM139 210H141V211H139ZM147 210H149V211H147ZM182 210V211H181ZM183 210H184V212H183ZM186 210V211H185ZM188 210V211H187ZM109 211H111V213H109ZM129 211L131 212V213H129ZM145 211H147V213L145 212ZM191 211V212H190ZM202 211H203V213H202ZM119 212H121V213H119ZM149 212V213H148ZM182 212V213H181ZM187 212V213H186ZM193 212V213H192ZM195 212H197V214H199L200 216H195ZM123 213V214H122ZM144 213V214H143ZM152 213V214H151ZM190 213V214H189ZM200 213H202V214H200ZM113 214V215H112ZM117 214H119V216L117 215ZM132 214L134 215V214H137L135 217L137 218L138 216V218H137V220L136 219H134V216H132ZM139 214V215H138ZM151 216H150V215ZM155 214V215H154ZM184 214H186V215H188V216H190V217H188V216H186L185 215V217H184ZM191 214H194V217L193 216H191ZM205 214V215H204ZM21 215L22 216H24V214L22 213H20L18 216H20L21 217ZM110 215H112V216H110ZM140 215L142 216V217H140ZM154 215V216H153ZM203 215H204V217L206 218V219H203L204 220V223L202 222L201 223V221H203V220H199V218H203ZM104 216V220L107 218V217H105ZM148 218L149 216V218H151L152 216H153V218H151L150 220H149V218H148V220H147V218ZM156 216V217H155ZM111 217V218H110ZM183 217H184V219H183ZM189 218V219H186V218ZM100 219H102V217H99ZM98 218V219H99ZM107 218V219H108ZM141 220H140V219ZM145 218H146V220H145ZM156 218V219H155ZM191 218V219H190ZM193 218H195L194 220H193V222H190V220H192ZM196 218H197V220H198V224H199V227L202 225V228H203V230H202V228L200 227L199 229H201L200 230V232H199V230H198V224H195L196 223ZM134 219V220H133ZM143 219V220H142ZM152 219H154V220H152ZM183 219V220H182ZM108 220V221H109ZM116 220V221H115ZM140 220V222L142 221V223H140L141 225H138L139 224V221ZM145 220V221H144ZM161 223V222H163V223H159L158 221ZM168 220H170V221H168ZM185 220H186V222H185ZM188 220V221H187ZM124 221H126V223H124ZM130 221V222H129ZM134 221V222H133ZM149 221H151V222H149ZM166 221H167V223H166ZM175 221V222H174ZM183 221V222H182ZM136 222H138V224H135ZM154 222V223H153ZM180 223V222H182V224L180 223L179 225H184L183 227H184V231H183V227L182 226H178V223ZM185 222V223H184ZM191 223V224H189V223ZM207 222V221H206ZM118 224H122V222H117ZM146 223L148 224V223H150L151 225L153 224V225H155V223H156V226H153L154 227V229H153V231H152V226L150 225V224H148V225H146ZM158 223H159V225H158ZM164 223H165V225H164ZM201 223V224H200ZM208 223L209 222H207V224L206 225H208ZM143 224H145V225H143ZM177 226H175V225ZM186 224H187V227H186ZM213 224V223H212ZM211 223H210V225H212ZM192 225H194L193 227H195L196 228V225H197V228L196 229H193V227H192ZM137 226L140 228V226L142 227V228H145V229H139V228H137ZM149 226H151V227H149ZM146 227H147V229H149V228H151V229H149V231L146 229ZM171 227H172V229H173V231H171L170 229H171ZM175 227V228H174ZM180 227V228H179ZM169 228V229H168ZM190 230H189V229ZM207 228V229H206ZM138 229V230H137ZM162 229H160V231H159V229L158 230H156L157 231V233L158 232H161V231H163ZM178 229V230H177ZM179 229H182L181 230V233H179L180 231H179ZM187 229V230H186ZM205 229V230H204ZM151 230V231H150ZM166 230H168V231H166ZM174 230H176L175 232H174ZM198 230V231H197ZM139 231V232H138ZM144 231H147V232H143ZM174 232L173 234L171 233L170 234V232ZM183 231V232H182ZM188 231V232H187ZM190 231V232H189ZM205 231V232H204ZM123 232H125L124 233V238L125 239H122L121 240V245L123 246V248H125L126 246V241L127 240H130L129 239V237H127V236H129L130 234L129 233H127L126 231H121V233H120V235H122V238H123ZM142 233V234H139V233ZM169 232V233H168ZM178 234H177V233ZM156 233V232H155ZM167 233V234H166ZM185 233V234H184ZM199 233V234H198ZM129 234V235H128ZM138 234H139V236H138ZM143 234H144V236H143ZM175 234V235H174ZM177 234V235H176ZM204 236H203V235ZM126 235V236H125ZM180 235V236H179ZM185 235H187V236H185ZM199 235V236H198ZM201 235H202V237H204L203 238V240H202V237H201ZM174 236H175V238L177 237V239H175L174 238ZM179 236V237H178ZM184 236V237H183ZM191 236V235H190ZM126 237L128 238V239H126ZM200 237V238H199ZM130 238H131V236H130ZM184 239L185 240V242L187 243V246L185 245L186 243H184L183 241L184 240H182V239ZM188 238H192V237H188ZM187 238V239H188ZM140 239V240H141ZM177 241H175V240ZM199 239V240H198ZM74 240V239H73ZM123 240L125 241V244L123 243ZM182 240V241H181ZM49 242H51L52 243V241H50V240H48ZM76 241V240H75ZM74 241V243L75 244H72V240H71V245L69 246V244H70V242L69 243H67L66 241H63V244H62V241H61V243H57L58 245L60 244L61 246V248L59 247V246H57V244H56V248H58L59 247V249H57V251H55L56 250V248L54 249L52 246H54L55 244H53V245H51V244H47L46 243V241L44 242L46 245H49V246H51L50 248H53V250L52 249H50L48 246H46L44 243V245H43V247L40 249V247H39V249L38 250H36L37 248H35V250L33 251L32 250V248L31 249H28L27 251H26V253H22V252H20V253H18V256H14V258H16V257H18V260H17V258L14 260V259H12V262H13V264L15 263V264H31L32 262L31 261H34V263H32V264H73L74 262H75V264L77 263V264H83V262H80V261H83L84 260V258L86 259L87 258V260H84V263L86 264V263H89L91 260H89L88 258H93V259H95L96 257H95V255L96 254H92L91 255V257L89 256V253H88V256L87 255H85L88 251H87V249H86V251H83V247H80V246H84V244L83 245H78L76 242ZM130 241H132V240H130ZM129 241V242H130ZM142 241V240H141ZM141 241H138L137 243L139 244ZM180 241V242H179ZM144 242V241H143ZM171 242V243H170ZM182 242L184 243V244H182ZM65 243V244H64ZM156 243H157V245H159V246H157L156 247ZM170 243V244H169ZM179 244L180 245V243L182 244V245H180V246H177L176 244ZM138 244H136V245H134L136 248L137 247H139L140 249H138V250H136L135 249V251L137 252V253H139V256H140V252H142V250H144L146 247H145V245H148V243L147 242H144L143 244H141L140 243V245H138ZM145 244V245H144ZM172 244H175V245H172ZM64 245V246H63ZM78 246V250H76L77 248V246ZM138 245V246H137ZM167 245H169V246H167ZM184 245V246H183ZM42 246V245H41ZM67 246V247H66ZM173 246H175L173 249V251L171 250L172 249V247ZM178 248H180V249H178ZM46 247V248H45ZM169 247L171 248L170 249V251H169ZM183 247V248H182ZM185 247H186V250L187 251H185L184 249H185ZM144 248V249H143ZM156 248V249H155ZM176 248L178 249L177 250V252L175 251L176 250ZM83 251H81V250ZM85 249V248H84ZM153 249H155V250H157L156 252H153ZM166 249H167V251H166ZM161 250H163V251H161ZM181 250V251H180ZM184 250V251H183ZM31 251H33V253L31 252ZM97 251V252H96ZM95 252L96 253H99V251L98 250H96ZM175 251V252H174ZM190 251V250H189ZM65 252H66V254H65ZM86 252V253H85ZM159 252H160V254H159ZM166 252H169L168 253V255L167 254H165ZM175 254V256L174 257H172V255H174L173 253ZM185 252V253H184ZM32 253V254H31ZM50 253V254H49ZM143 253V252H142ZM172 253V254H171ZM177 253V254H176ZM180 253V254H179ZM181 253H183L182 255L183 256H185V257H183V259H180V255H181ZM1 254H3L1 251H0V255ZM26 254V255H25ZM65 254V255H64ZM82 254H84L85 256H82ZM156 254L158 255H160V256H156ZM185 254V255H184ZM188 254H190L189 252H188ZM179 255V256H178ZM182 255H181V258H182ZM60 256V257H59ZM97 256V255H96ZM142 256V255H141ZM178 256V257H177ZM156 257V258H155ZM170 257H171V260H170ZM1 258H6L5 256H0V259ZM59 258V259H58ZM126 258V257H125ZM0 260V264H7V258L5 259V260ZM152 259V260H151ZM126 260H127V258H126ZM156 260H158V261H156V263H154ZM2 261V262H1ZM4 261V262H3ZM17 261H19V262H17ZM65 261H66V263H65ZM70 261V262H69Z\"/></svg>",
  "mask_w": 264,
  "mask_h": 264
},
{
  "label": "built area",
  "instance_id": "2783aa9c",
  "mask_svg": "<svg viewBox=\"0 0 264 264\" xmlns=\"http://www.w3.org/2000/svg\"><path fill=\"white\" fill-rule=\"evenodd\" d=\"M152 6L149 25L157 30L168 29L176 19L174 0H144Z\"/></svg>",
  "mask_w": 264,
  "mask_h": 264
}]
</instances>
